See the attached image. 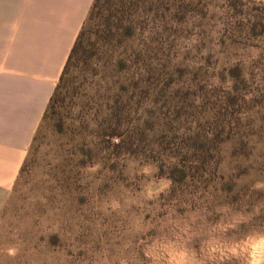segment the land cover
Segmentation results:
<instances>
[{"label": "rangeland", "instance_id": "374dc122", "mask_svg": "<svg viewBox=\"0 0 264 264\" xmlns=\"http://www.w3.org/2000/svg\"><path fill=\"white\" fill-rule=\"evenodd\" d=\"M211 2L184 57L218 85L238 65L255 89L243 154L232 157L233 142L222 149V182L173 188L149 154L108 163L85 128L104 112L97 119L90 105L68 100L66 131L38 128L11 187L0 264H264V46L253 27L264 0Z\"/></svg>", "mask_w": 264, "mask_h": 264}, {"label": "trees", "instance_id": "16d2710c", "mask_svg": "<svg viewBox=\"0 0 264 264\" xmlns=\"http://www.w3.org/2000/svg\"><path fill=\"white\" fill-rule=\"evenodd\" d=\"M211 6V0H94L41 125L53 122L64 133L67 101L78 100L97 119L104 112L95 128H85L108 163L149 154L173 188L220 184L223 147L233 142L232 157L243 154L255 89L236 73L238 65L225 67L218 85L184 57L186 40L199 35L196 23ZM253 27L264 46V15Z\"/></svg>", "mask_w": 264, "mask_h": 264}, {"label": "crops", "instance_id": "0c3cea01", "mask_svg": "<svg viewBox=\"0 0 264 264\" xmlns=\"http://www.w3.org/2000/svg\"><path fill=\"white\" fill-rule=\"evenodd\" d=\"M94 0H0V215Z\"/></svg>", "mask_w": 264, "mask_h": 264}]
</instances>
